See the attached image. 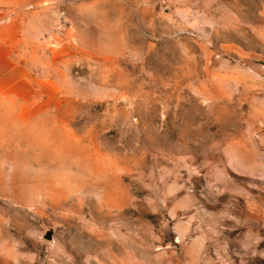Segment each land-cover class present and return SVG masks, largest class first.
<instances>
[{
    "label": "rangeland",
    "instance_id": "374dc122",
    "mask_svg": "<svg viewBox=\"0 0 264 264\" xmlns=\"http://www.w3.org/2000/svg\"><path fill=\"white\" fill-rule=\"evenodd\" d=\"M0 12V264H264V0Z\"/></svg>",
    "mask_w": 264,
    "mask_h": 264
},
{
    "label": "crops",
    "instance_id": "0c3cea01",
    "mask_svg": "<svg viewBox=\"0 0 264 264\" xmlns=\"http://www.w3.org/2000/svg\"><path fill=\"white\" fill-rule=\"evenodd\" d=\"M1 13L2 12H0V14ZM1 28L3 30L4 21L0 20V94L4 95L13 93L12 90H14V86L18 85L19 87L20 83H24V81L17 77L15 73L12 74V70H15L12 68V48L18 46L20 42H11L12 34L3 33ZM18 74L19 76L21 75L20 73ZM18 92V90L14 91V93Z\"/></svg>",
    "mask_w": 264,
    "mask_h": 264
},
{
    "label": "water",
    "instance_id": "95a60500",
    "mask_svg": "<svg viewBox=\"0 0 264 264\" xmlns=\"http://www.w3.org/2000/svg\"><path fill=\"white\" fill-rule=\"evenodd\" d=\"M44 238L48 240L52 239V230H47L44 234Z\"/></svg>",
    "mask_w": 264,
    "mask_h": 264
}]
</instances>
